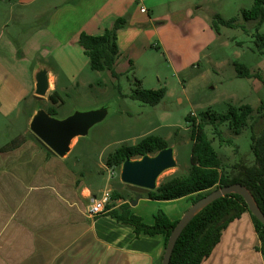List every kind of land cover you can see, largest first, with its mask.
Segmentation results:
<instances>
[{"label":"crops","instance_id":"0c3cea01","mask_svg":"<svg viewBox=\"0 0 264 264\" xmlns=\"http://www.w3.org/2000/svg\"><path fill=\"white\" fill-rule=\"evenodd\" d=\"M225 1L0 0V116L24 118L22 129L11 128L16 135L0 144L23 137L17 147L0 151V264H161L164 236L136 235L133 225L110 212L120 213L127 202L130 212L146 224H153L158 209L173 221L191 206L189 198L150 199L146 189L121 182L115 170L105 177L106 156L98 157L100 166L84 167L77 156H69L79 137L59 157L29 133L28 121L36 100L43 101L46 111L52 107L57 112L67 104L62 93L70 98L94 85L92 72L86 71L89 59L78 43L81 33L101 35L117 18H126V26L117 32V63L125 57L132 59L133 68L140 65L154 37L172 62L184 68L212 38V27L194 16L207 2ZM177 36L191 43L171 45L168 38ZM39 66L50 71V88L43 97L34 94ZM53 92L60 98L57 102L49 98ZM106 190L112 200L104 212L91 216L93 200ZM137 193L141 197L130 205ZM256 245L251 217L243 212L227 224L201 264H264Z\"/></svg>","mask_w":264,"mask_h":264},{"label":"rangeland","instance_id":"374dc122","mask_svg":"<svg viewBox=\"0 0 264 264\" xmlns=\"http://www.w3.org/2000/svg\"><path fill=\"white\" fill-rule=\"evenodd\" d=\"M232 1L207 2L194 16L201 17L208 26H211L212 16L216 13L210 11L215 10L221 13L225 20L234 17L235 26L219 25L218 32L212 28V38L204 47L193 43V46H199L201 49L187 67L181 68L184 65L179 67L177 60V63L172 62L171 57L164 53L162 45L153 37L148 45L146 44L148 51L140 65L133 68L132 59L125 57L118 61L115 69L120 76L117 79L105 70H86L89 74L92 72L91 81L94 85L92 88L86 87L79 92L80 94L70 98L62 93L67 104L57 108L56 116H64L63 113L68 109L85 110L95 105H107L109 112L101 122L89 129L87 135L78 138L69 156H77L79 163L83 162L84 167L92 169L100 166L98 157L107 158L120 145L135 144L149 134L157 135L174 147L177 163L176 167L160 174L157 179L158 185L187 172L190 168L191 120L186 121V116L198 122L200 112L207 110L224 114L230 107L237 108L241 104H249L252 107L251 117L239 134H234L227 122L219 125L223 137L232 138L237 148L219 143L208 117L204 120V131L222 162L223 173L232 176L238 171V165H252L254 156L250 148L251 130L248 123L257 116L260 105L264 104V82L254 76H239L235 64H242L251 74L257 73L264 78V53H260L254 43V33L256 31L264 33V23L257 24L255 20L246 21L242 18L241 10L249 9L252 0H242L237 5ZM168 41L175 47H185L191 43L180 36L175 40L168 38ZM137 80L141 88H165L162 100L150 105L129 97V93L137 87ZM35 105L43 108V101L36 100ZM22 126H24L22 117L0 116V144L16 135L13 128L22 129ZM113 171L119 176L120 165H106V168H103L105 177H111L110 172ZM213 190L215 188L210 192ZM104 193L109 196L106 201L109 203L112 200L110 196L112 192L106 190L99 196ZM120 194L122 198L127 197L126 192Z\"/></svg>","mask_w":264,"mask_h":264},{"label":"trees","instance_id":"16d2710c","mask_svg":"<svg viewBox=\"0 0 264 264\" xmlns=\"http://www.w3.org/2000/svg\"><path fill=\"white\" fill-rule=\"evenodd\" d=\"M241 15L246 21L255 20L257 24L264 23V0H253V4L249 9L241 10ZM219 25L233 27L235 26V18L225 20L214 14L211 19V26L218 32ZM124 26H126V20L117 18L112 26L101 35L80 34L78 43L89 59L90 69L108 71L114 79L120 76V73L115 69L119 55L117 32ZM254 43L259 52L264 53V33L256 31L254 33ZM129 63H131L130 60ZM235 69L239 76H254L264 82V78L260 74H251L242 64L236 63ZM136 83L137 87L129 93V97L132 99L155 105L164 97L165 88L145 89L139 87L138 80ZM49 98L52 102H57L60 99L54 92L49 95ZM47 112L56 114L55 109L52 107ZM251 113L252 107L249 104H241L237 108L230 107L224 114L207 112V110L200 112V121L198 122H195L194 118L189 119L186 116V121L191 120L190 168L179 176L171 177L159 183L154 190H146L147 197L155 200H171L187 196L193 204L208 194L211 189L237 182L250 192L264 214V104L260 105L259 113L248 123L251 130L250 148L254 156V162L248 166L238 165V171L232 176L222 172V162L204 131V120L208 117L209 124H212L219 143L233 145L237 148L232 138L223 137L219 125L227 122L228 126L233 129L234 134H239L247 124ZM22 140L23 137H17L1 146L0 151L17 147ZM41 144L52 152L42 142ZM166 146H168V143L163 137L149 134L135 144H122L117 147L106 158V165L119 166L126 158L156 153ZM116 196L120 197V194H116ZM120 209V213L111 210L110 214L118 220L133 225L136 235L140 232L150 235L162 234L165 238V245L179 221V219L170 220L162 209H158L154 214L153 224H146L141 217L130 212L127 202L123 203ZM243 212H248L251 217L259 241L255 248L262 254L264 259V225L249 211L244 198L240 194L232 192L209 202L184 225L175 240L168 264H201L218 243L227 224L239 218Z\"/></svg>","mask_w":264,"mask_h":264},{"label":"water","instance_id":"95a60500","mask_svg":"<svg viewBox=\"0 0 264 264\" xmlns=\"http://www.w3.org/2000/svg\"><path fill=\"white\" fill-rule=\"evenodd\" d=\"M49 68L39 66L34 73V94L43 97L50 88ZM109 112L107 105H99L85 110H74L64 117L50 114L41 106H36L29 121V130L54 154L64 157L71 149L73 139L88 134L89 129L101 122ZM174 147L168 145L154 154H144L138 158H126L120 164L119 179L121 182L146 190L157 187V179L165 170L176 167ZM240 194L249 211L264 225V214L257 206L250 192L240 183H232L209 192L191 204L172 230L162 255L161 264H168L175 240L184 225L209 202L229 193ZM141 197L134 195L129 201L136 204Z\"/></svg>","mask_w":264,"mask_h":264},{"label":"built area","instance_id":"2783aa9c","mask_svg":"<svg viewBox=\"0 0 264 264\" xmlns=\"http://www.w3.org/2000/svg\"><path fill=\"white\" fill-rule=\"evenodd\" d=\"M141 11H145L144 8H141ZM109 199L107 193L99 196L98 199H94L92 205L89 207V214L94 216L98 213H102L106 210V201Z\"/></svg>","mask_w":264,"mask_h":264}]
</instances>
